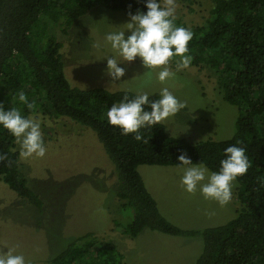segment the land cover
Wrapping results in <instances>:
<instances>
[{"label": "trees", "instance_id": "obj_1", "mask_svg": "<svg viewBox=\"0 0 264 264\" xmlns=\"http://www.w3.org/2000/svg\"><path fill=\"white\" fill-rule=\"evenodd\" d=\"M101 2L126 13L144 7L143 0H0V103L5 109L18 108L25 116L44 112L66 117L98 134L118 173L116 196L125 211L133 210L128 224L115 221L120 232L133 238L144 229L202 236L204 249L196 264H264V0H214L203 22L190 25L175 20L176 26L193 34L188 43L190 64L218 71L223 99L240 110L231 137L196 143L170 135L163 123L141 129L144 140L136 141L135 134L124 135L110 125L106 113L125 95L131 98L137 93L72 86L64 70L62 43L51 26L68 31ZM21 91L33 108L19 102ZM158 98L159 94L150 96ZM16 143L0 126V178L20 198L42 210L43 200L20 168ZM231 145L245 148L250 165L236 178L241 205L237 215L203 230H186L164 217L138 167L180 165L177 157L187 153L194 163L203 162L218 171L224 150ZM49 264H125V255L112 241L88 232Z\"/></svg>", "mask_w": 264, "mask_h": 264}, {"label": "rangeland", "instance_id": "obj_2", "mask_svg": "<svg viewBox=\"0 0 264 264\" xmlns=\"http://www.w3.org/2000/svg\"><path fill=\"white\" fill-rule=\"evenodd\" d=\"M175 2L176 18L190 25L203 22L214 5V0ZM128 19V13L101 2L78 18L68 31L59 25L51 26L62 43L64 70L72 86L147 92L150 96L167 87L185 103V108L161 122L170 135L193 143L231 137L240 110L223 99L218 71L206 65L178 68L180 57H174L168 65L174 75L164 83L156 78L160 68L146 70L139 59L121 65L126 69L121 80H112L105 73L106 60H97L111 54L105 35L123 28ZM97 43L101 48L94 47ZM30 117L41 122L46 154L25 157L18 143L16 148L20 168L44 206L39 210L23 200L0 178V252L12 248L28 264H49L79 236L94 232L99 239L117 246L125 255V264H196L204 249L202 236L144 229L133 238L117 229L115 221L128 224L133 210L125 211L116 196L118 173L94 130L44 112ZM138 169L162 215L183 229L222 225L240 210L237 179L232 183L231 200L221 205L205 199L199 189L186 192L180 182V165L141 164Z\"/></svg>", "mask_w": 264, "mask_h": 264}, {"label": "clouds", "instance_id": "obj_3", "mask_svg": "<svg viewBox=\"0 0 264 264\" xmlns=\"http://www.w3.org/2000/svg\"><path fill=\"white\" fill-rule=\"evenodd\" d=\"M143 8L135 12L129 10V19L119 30H110L105 35L106 45H110L111 54L97 60H106L105 73L112 80H121L126 75L124 62L140 60L146 70L160 68L156 78L164 83L174 75L168 65L173 57H180L177 67H188L191 56L188 55V43L192 39L190 29L176 26L175 0H143ZM146 9V10H145ZM101 48L99 43L95 44ZM22 104L33 108L27 94L18 93ZM185 108L167 87L159 91L158 99H150L147 92H138L133 97L125 95L107 110V121L120 128L122 134H135L136 141L144 140L141 129L153 127L175 115ZM0 126L7 129L20 145L21 155L30 157L33 154L43 157L46 147L39 119L25 116L16 107L5 109L0 103ZM147 142V141H144ZM182 175L181 185L188 193L199 189L205 199L217 201L224 205L231 200L232 183L244 175L249 168V159L244 147L231 145L224 150L218 171L210 170L203 162L194 163L187 153L177 157ZM0 264H28L22 254L15 250L0 252Z\"/></svg>", "mask_w": 264, "mask_h": 264}]
</instances>
